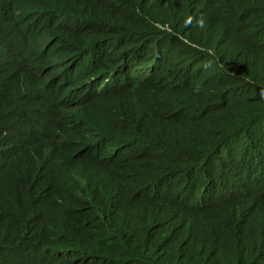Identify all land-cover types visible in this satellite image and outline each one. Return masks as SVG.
<instances>
[{"label": "trees", "instance_id": "1", "mask_svg": "<svg viewBox=\"0 0 264 264\" xmlns=\"http://www.w3.org/2000/svg\"><path fill=\"white\" fill-rule=\"evenodd\" d=\"M0 264H264V0H0Z\"/></svg>", "mask_w": 264, "mask_h": 264}]
</instances>
